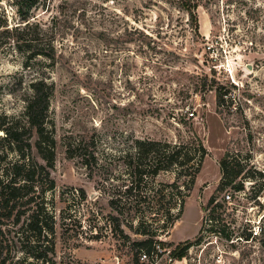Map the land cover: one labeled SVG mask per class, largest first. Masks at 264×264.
<instances>
[{"label":"rangeland","instance_id":"1","mask_svg":"<svg viewBox=\"0 0 264 264\" xmlns=\"http://www.w3.org/2000/svg\"><path fill=\"white\" fill-rule=\"evenodd\" d=\"M13 2L0 0L1 32L19 21ZM38 2L32 15L53 38L55 62L38 56L24 66L29 51L3 33L0 115L21 114L29 81L51 77L55 188L46 195L56 217L55 264H264V0H194V19L176 0ZM218 86L229 90V105L221 108ZM133 137L200 142L207 150L179 219L159 230V244L144 263L133 243L146 236L108 205ZM35 139L33 133L32 144ZM32 155L43 163L34 147ZM224 159L240 175L220 188ZM174 180L164 171L154 184ZM80 188L85 201L77 197ZM211 196L227 201L213 214L225 218L231 239L203 222ZM176 201L174 195L171 206ZM25 208L17 205L3 219L8 229L19 226L28 213L13 226L15 214ZM198 232L201 240L194 242ZM250 232L253 239L236 240ZM187 239L194 243L174 258L172 250Z\"/></svg>","mask_w":264,"mask_h":264},{"label":"trees","instance_id":"2","mask_svg":"<svg viewBox=\"0 0 264 264\" xmlns=\"http://www.w3.org/2000/svg\"><path fill=\"white\" fill-rule=\"evenodd\" d=\"M193 1L176 0V3L194 19L196 6L190 4ZM13 3L19 21L11 29L4 28L0 31V45L8 43L3 42V33H11L14 46H23L29 51L24 66L30 67L29 62L38 56L53 64V38L32 15L33 10L41 3L38 0H14ZM133 30L135 32L137 29ZM54 89L55 85L50 76L41 74L34 77L28 83L21 114L0 115V162H4L3 166L0 163V264H55L53 256L56 217L50 198L46 195L55 188L49 171L53 168L55 155V138L49 117ZM227 93L229 90H225L223 86L216 87V104L219 108L229 105L226 104ZM33 133L36 139L32 144ZM32 147L36 149L43 163L33 157ZM70 150L69 147L66 149L68 157H72ZM10 154L12 156L9 158ZM206 154L207 150L200 142L172 143L136 137L123 149L120 158L124 165V176L121 184L109 194L108 205L118 215L126 214L128 224H134L136 232L146 236L133 243L139 251L147 255L153 253L156 244H159L155 238L159 230H166L179 219L184 196L194 183ZM88 156L94 159L92 152ZM84 161L85 165H90L88 159ZM229 165L225 159L220 163V188L231 185L240 175V170L229 169ZM164 171H172L175 180L156 186L155 178ZM180 179H183L181 185L178 183ZM241 187L242 183L237 182L236 190ZM174 195H177V201L171 206ZM77 197L80 201L86 200V193L82 188L78 190ZM226 202L223 199L218 202L216 197L211 196L204 208L209 209V214L204 217L203 222L209 220L210 230L217 233L218 237L231 239L232 233L227 231L225 218L221 213L213 214ZM17 205L26 208L17 210L13 226L19 224L21 217L28 214L17 228L8 229V224L3 219L10 218ZM174 208H177L175 213ZM113 219L119 221L118 217L113 216ZM143 225L156 227L145 230L140 228ZM236 238L247 241L254 236L250 232ZM200 240L198 232L194 242ZM194 242L187 239L181 242V246L177 244L178 250L175 251L174 248L172 256H184Z\"/></svg>","mask_w":264,"mask_h":264},{"label":"built area","instance_id":"3","mask_svg":"<svg viewBox=\"0 0 264 264\" xmlns=\"http://www.w3.org/2000/svg\"><path fill=\"white\" fill-rule=\"evenodd\" d=\"M225 198H226V200H228L230 198V195L229 194H226ZM139 258H140V261L142 263H144V261H148L149 255H147L145 253H141Z\"/></svg>","mask_w":264,"mask_h":264},{"label":"water","instance_id":"4","mask_svg":"<svg viewBox=\"0 0 264 264\" xmlns=\"http://www.w3.org/2000/svg\"><path fill=\"white\" fill-rule=\"evenodd\" d=\"M247 68H248V69H251V65H250V64H247Z\"/></svg>","mask_w":264,"mask_h":264}]
</instances>
